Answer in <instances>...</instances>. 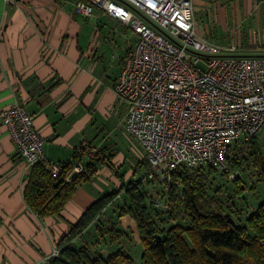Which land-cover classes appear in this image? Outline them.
<instances>
[{"label":"crops","instance_id":"1","mask_svg":"<svg viewBox=\"0 0 264 264\" xmlns=\"http://www.w3.org/2000/svg\"><path fill=\"white\" fill-rule=\"evenodd\" d=\"M192 2L195 31L206 41L218 26L240 29L254 18L261 42L238 41L239 54L264 55V0ZM94 15L106 23L76 14L66 0H0V111L19 104L32 116L47 162L76 161L84 170L90 162L96 165L61 218L38 219L22 195L30 166L0 122V264H48L71 223L98 198L123 191L135 178V167L123 171L126 159L117 150L127 107L116 103L113 90L134 37L99 10ZM123 198L121 192L110 205Z\"/></svg>","mask_w":264,"mask_h":264},{"label":"built area","instance_id":"2","mask_svg":"<svg viewBox=\"0 0 264 264\" xmlns=\"http://www.w3.org/2000/svg\"><path fill=\"white\" fill-rule=\"evenodd\" d=\"M192 1L74 3L76 14L89 17L99 10L134 37L113 90L127 107L124 131L143 152L137 177L152 185L149 196L163 210L155 188H166L174 171L210 166L226 172L228 148L264 129V55H241L239 45L221 48L200 37ZM32 120L19 104L0 111L18 156L57 177L60 167L45 160ZM83 171L73 165L65 182Z\"/></svg>","mask_w":264,"mask_h":264},{"label":"trees","instance_id":"3","mask_svg":"<svg viewBox=\"0 0 264 264\" xmlns=\"http://www.w3.org/2000/svg\"><path fill=\"white\" fill-rule=\"evenodd\" d=\"M226 161L228 172L221 175L227 178L231 172H247L252 178L250 185L237 177L231 181L230 192L212 189L210 177L217 172L215 168L182 166L172 173L166 188H155L156 199L167 206L163 210L149 196L152 185L135 177L123 191L98 198L71 223L48 264H264V153L258 137L233 143ZM74 164L59 166L57 177L40 163L30 167L22 195L38 219L61 218L76 188L96 172V165L90 162L71 182H65L64 175ZM143 165L136 163L135 176ZM256 188L262 197L246 213L235 199L243 200V194L254 193ZM121 192L123 202L110 205ZM123 217H128L134 228L123 226ZM132 242L141 249L139 263L130 248Z\"/></svg>","mask_w":264,"mask_h":264},{"label":"rangeland","instance_id":"4","mask_svg":"<svg viewBox=\"0 0 264 264\" xmlns=\"http://www.w3.org/2000/svg\"><path fill=\"white\" fill-rule=\"evenodd\" d=\"M93 17H96V19L99 17L101 18V16H97V15H93ZM102 22L105 24L106 21L104 20V18L100 19V21L98 22V25H100V22ZM254 18L248 20L242 28H234L230 25H228V27H223V26H218V28L216 29V33L212 36H210V44L217 46V47H227V46H232V45H238V41L242 42L241 44H249V43H253V44H258L261 42V38L262 35L259 31L258 28H254ZM92 24V22L90 23V25ZM111 25H107L106 27L111 28ZM112 30V29H111ZM237 32V34H240V36L237 38L236 34L232 35L233 33ZM118 33V30H115V36ZM122 35V34H121ZM129 36V35H128ZM200 66L202 67V65L200 64ZM116 103H121V102H116ZM121 137H122V146H118L117 150L119 153L122 154V156H124V159H126L125 163H124V167H123V171H126V168L129 167V169H133L134 167H136V163L138 162L139 158L141 157V155L143 154L142 149L139 147V145L137 144V142L130 138L124 131V128H122L121 130ZM241 144V143H238ZM258 144L261 146L262 149V153H264V129L261 130L260 135H258ZM129 164V165H128ZM228 170L226 172H221L218 171L212 175L210 177V181L212 182V189L213 188H217L220 189L222 191L226 190V192H230L232 189V185H231V181H234L235 179H237V177H242L244 179V183L245 185H250V183L252 182V178L251 176L246 172L243 174H234V173H228L227 178H225L223 175L221 174H225L227 173ZM231 176V177H230ZM137 177V176H135ZM214 191L211 192V194H213ZM244 196L243 200L240 199H235L237 205H240L239 208H242L244 211H247L246 213H248L249 211H252L254 206L256 205L257 201L261 199L262 197V191L260 190V188H256L254 193L247 191ZM242 195V196H243ZM156 193H155V197H156ZM222 199H224V196H221ZM118 203V202H117ZM158 203L160 205H162L161 203H163L161 200L158 201ZM111 208V207H110ZM176 220L179 222H182V220H180L179 217L176 218ZM122 225H124L125 227H132L134 228V226L131 224V222L129 221V218L123 217L122 218ZM135 232V230H134ZM135 238H137V236L135 235ZM130 248L134 251V256L137 259V262L139 263V257L138 254L141 252V249H139V247L136 245V243L132 242L130 245ZM58 247L57 249L53 252V255L55 252H58ZM107 251V250H106ZM105 253H108L106 252ZM52 255V256H53Z\"/></svg>","mask_w":264,"mask_h":264}]
</instances>
